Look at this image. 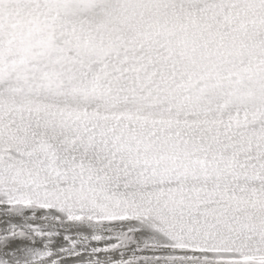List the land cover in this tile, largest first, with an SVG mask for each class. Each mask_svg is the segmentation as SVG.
<instances>
[{
  "label": "snow or ice",
  "instance_id": "obj_1",
  "mask_svg": "<svg viewBox=\"0 0 264 264\" xmlns=\"http://www.w3.org/2000/svg\"><path fill=\"white\" fill-rule=\"evenodd\" d=\"M0 264H264V0H0Z\"/></svg>",
  "mask_w": 264,
  "mask_h": 264
}]
</instances>
